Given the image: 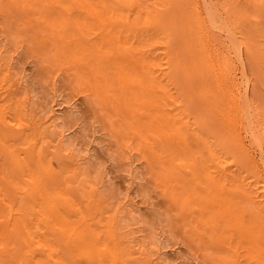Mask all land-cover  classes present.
Here are the masks:
<instances>
[{
	"label": "bare ground",
	"instance_id": "bare-ground-1",
	"mask_svg": "<svg viewBox=\"0 0 264 264\" xmlns=\"http://www.w3.org/2000/svg\"><path fill=\"white\" fill-rule=\"evenodd\" d=\"M0 20L138 155L207 259L264 264V0H0ZM3 40L0 264H159Z\"/></svg>",
	"mask_w": 264,
	"mask_h": 264
},
{
	"label": "rangeland",
	"instance_id": "rangeland-1",
	"mask_svg": "<svg viewBox=\"0 0 264 264\" xmlns=\"http://www.w3.org/2000/svg\"><path fill=\"white\" fill-rule=\"evenodd\" d=\"M0 24L2 26H0V32L2 30L0 38L5 39V41L3 40V46L6 47V54H8L7 58L10 59L8 56H11V58H14L15 56L13 71L17 77L22 79L24 78L22 75H25V83H23L22 89H24V92H28L31 89L32 93L30 96H34V102L31 98L32 104L37 107L40 114H46V112L49 114L51 112L50 110L56 105L54 102L58 103L55 106L56 113L61 115V118L59 119L62 123L60 124L63 126L62 128H68L67 142L69 143V146L70 144L72 146H77L80 155L84 153L82 156H84V161L87 160V166H89L87 167L84 162L85 169L88 170L89 174L96 175V179L93 178L95 181L97 180L100 182L102 179L101 182L103 185L105 184V187L101 188V190H103L102 192H108L104 194H106L110 201L113 202L111 203L113 206H121V208H123V205L127 200H130V204L132 202L131 205L128 202L129 207L126 204L124 211H122L125 214H123V217L126 216L125 218L129 222L125 219H123V221L128 223L130 229L133 228V231L131 229L133 233L130 231L131 235L135 236L136 234L137 240H140L145 244H150L152 241H155V244H159L158 246L161 247L164 252L162 254V257L164 258L163 260L159 259L160 263L158 261H156V263L214 264L213 260L207 259L201 248L193 243L177 226V222L172 216V211L169 210L167 202L156 190L155 184L153 183L154 181L148 172V168L143 162H140V159H137L138 155H136V157L134 155V158H132V153L130 154L126 149L122 150V148L120 149V147L116 146L117 143L110 138L109 133H104L105 129L103 128L104 122L102 123V118H99L100 116L94 113L91 104L83 95H77L69 87L64 78L59 79V87L54 94L51 89L53 84L50 83V77L42 68L39 58L33 56L27 47H24L17 53L16 48L20 44L14 41L10 35H6L7 32L4 33L6 28L3 26L1 20ZM1 35L6 36L3 38ZM7 41L9 43L8 45ZM13 53L15 54L13 55ZM28 93H30V91ZM37 104L40 106H37ZM57 108L59 112L57 111ZM74 148L76 149V147ZM121 150H126V153ZM120 152L125 155L128 153L127 159ZM128 157H130L129 161ZM130 159H132L131 162ZM99 177L102 178L100 179ZM109 191L111 193H109ZM111 196L115 201L117 199L116 204H114V200L112 201ZM123 197L124 200L121 199ZM127 210H129L128 213H126ZM130 221L133 222L132 225L135 224L134 222L138 225L135 224L134 226H131L130 224L132 222L130 223ZM139 224H142L140 226L142 228L139 227ZM143 226L149 228H147V231L143 230L145 233L142 232V229H145ZM138 228L141 232H139ZM139 235L141 238H139ZM151 245L153 246L154 243ZM151 245H147V247H150ZM153 247H150L151 249H149L152 250Z\"/></svg>",
	"mask_w": 264,
	"mask_h": 264
}]
</instances>
